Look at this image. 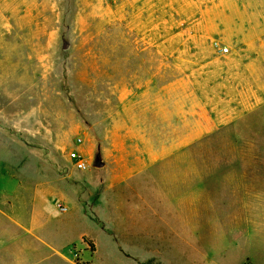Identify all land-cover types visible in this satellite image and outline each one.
I'll return each mask as SVG.
<instances>
[{
  "label": "rangeland",
  "instance_id": "rangeland-1",
  "mask_svg": "<svg viewBox=\"0 0 264 264\" xmlns=\"http://www.w3.org/2000/svg\"><path fill=\"white\" fill-rule=\"evenodd\" d=\"M137 1L0 0V176L26 181L9 184L17 199L9 214L29 222L43 207L47 232L71 241L65 254L74 264H264V197H249L264 195V182L247 168L255 160L231 162L214 144L202 157L191 151L184 190L181 149L157 151L164 160L145 168L119 172L114 155L108 164L109 143H138L132 115L148 109V97L132 87L119 103L118 82L148 77L142 59L158 64L160 84L177 77L153 49L140 51L150 47L141 35L150 24L165 34L166 0ZM181 94L158 88L157 143L181 138L184 122L170 108V101L180 107ZM220 137L229 143V134ZM73 150L86 171L74 169ZM231 171L247 199L233 198ZM50 197L67 205H44Z\"/></svg>",
  "mask_w": 264,
  "mask_h": 264
},
{
  "label": "crops",
  "instance_id": "crops-1",
  "mask_svg": "<svg viewBox=\"0 0 264 264\" xmlns=\"http://www.w3.org/2000/svg\"><path fill=\"white\" fill-rule=\"evenodd\" d=\"M156 1L159 0H148ZM138 2L143 4L145 0ZM165 6L168 12L165 34H160L157 25L150 24L149 29L143 30L141 35L151 48L143 47L140 51L143 53L153 49L155 55L160 54L168 61L160 66L174 71L177 77L160 84L158 64L151 63V60L145 63V59H142L143 66L148 67V77L134 76L136 78L127 83L123 80L118 82L117 86L121 88L117 95L119 103L125 102L127 97L123 96L122 91L132 87L135 92L139 89L140 97H148V109H139L132 115L136 120L133 121V130L139 138L138 143L130 148H122L119 144L116 146L113 141L109 143L106 149L108 164L109 156L114 155L111 165H116L119 172L136 165L145 168L164 160L158 159L157 151L181 149L184 190L190 170V152L198 151V156L202 157L207 151H212L214 144L216 155H221L222 148H225V151H229L231 162L247 160L248 163L255 160L253 162L258 165L248 166V171L250 174L257 172V179L263 183L264 0H166ZM215 43L227 47L228 53L222 54L215 49ZM159 87L182 88L180 107L176 108L174 101H170L172 114L176 111L180 115H175L184 122L178 128L181 138L176 142L166 140L157 143L154 138L158 123L152 119H155L154 114L158 111ZM171 97L175 98L173 95ZM140 101L141 105L143 99ZM147 117L149 121H145ZM243 121L244 126L237 125ZM226 134L230 135L229 143L219 142L222 140L220 136ZM211 137L213 143L204 142ZM230 173H233V198L247 199L249 193L243 196L238 194L244 186L239 188L240 181L234 177L237 176L234 174L236 172ZM14 182L19 185L26 183L12 176H0V264H74L65 254L71 241L65 244L57 242V234L47 232L50 229L47 225L49 218L43 207L39 212H33L29 222L9 214V208L17 202V199L9 198L13 196V192H9V184ZM253 193L249 197H264L261 191ZM53 200L63 203L50 197L43 204L48 205L52 201L54 205ZM72 204L75 206L74 201ZM245 208L246 215L252 213L249 211V208L252 211L251 205ZM73 209L72 214L84 220L77 208ZM241 214L235 213V217ZM258 215H261L260 212ZM231 220L235 223L233 216ZM247 221L254 222L251 218ZM85 233L87 231L79 234L82 236Z\"/></svg>",
  "mask_w": 264,
  "mask_h": 264
},
{
  "label": "built area",
  "instance_id": "built-area-1",
  "mask_svg": "<svg viewBox=\"0 0 264 264\" xmlns=\"http://www.w3.org/2000/svg\"><path fill=\"white\" fill-rule=\"evenodd\" d=\"M213 46L215 49H218L222 54L228 53L227 47H220L216 43ZM76 143H77V145L81 144V139L78 138L76 140ZM68 155H69V159H70V161H72L73 167L76 171L84 172L87 170V167H88L87 162L84 159L83 155L79 151L73 150Z\"/></svg>",
  "mask_w": 264,
  "mask_h": 264
},
{
  "label": "trees",
  "instance_id": "trees-1",
  "mask_svg": "<svg viewBox=\"0 0 264 264\" xmlns=\"http://www.w3.org/2000/svg\"><path fill=\"white\" fill-rule=\"evenodd\" d=\"M120 50V49H119ZM121 51V50H120ZM136 59V58H135ZM137 60V59H136Z\"/></svg>",
  "mask_w": 264,
  "mask_h": 264
}]
</instances>
